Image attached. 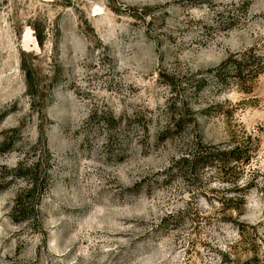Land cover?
I'll return each instance as SVG.
<instances>
[{"label":"rangeland","instance_id":"obj_1","mask_svg":"<svg viewBox=\"0 0 264 264\" xmlns=\"http://www.w3.org/2000/svg\"><path fill=\"white\" fill-rule=\"evenodd\" d=\"M0 264H264V0H0Z\"/></svg>","mask_w":264,"mask_h":264},{"label":"trees","instance_id":"obj_2","mask_svg":"<svg viewBox=\"0 0 264 264\" xmlns=\"http://www.w3.org/2000/svg\"><path fill=\"white\" fill-rule=\"evenodd\" d=\"M225 154V153H224ZM230 155V158L232 161H235V162H238L239 158L237 157L238 156V149H235L233 151H230L228 153ZM216 158H218V160L221 162L220 164V173H222L224 170H225V166L222 165L223 161L222 160H225L223 157H221V155H217ZM207 160H208V155H200V156H197L196 158H192V159H185L183 161L185 162H189V163H192L193 165V168H197V166L199 167H204L207 165ZM224 164V163H223ZM232 201V200H230Z\"/></svg>","mask_w":264,"mask_h":264}]
</instances>
